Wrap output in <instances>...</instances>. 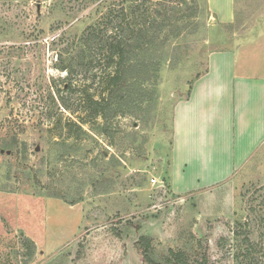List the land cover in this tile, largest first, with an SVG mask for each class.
<instances>
[{
	"label": "rangeland",
	"instance_id": "374dc122",
	"mask_svg": "<svg viewBox=\"0 0 264 264\" xmlns=\"http://www.w3.org/2000/svg\"><path fill=\"white\" fill-rule=\"evenodd\" d=\"M141 2L171 23L131 73L148 78L130 93L137 103L127 102L102 133L104 119L86 115L81 93L104 90L112 68L100 57L83 60L81 37L96 25L87 40L99 54L100 23L111 28L123 6ZM228 4L0 0V264H148L142 237L157 258L184 249L206 254L205 264H237L246 235L264 264V144L229 182L194 192L172 184L176 104L211 52L264 29V0H235L232 24L212 10L223 15ZM79 117L80 136L66 123ZM23 235L36 244L31 258Z\"/></svg>",
	"mask_w": 264,
	"mask_h": 264
},
{
	"label": "crops",
	"instance_id": "0c3cea01",
	"mask_svg": "<svg viewBox=\"0 0 264 264\" xmlns=\"http://www.w3.org/2000/svg\"><path fill=\"white\" fill-rule=\"evenodd\" d=\"M228 3L223 15L211 8L232 24L235 0ZM207 64L174 109L171 169L179 192L229 182L264 144V29L211 52Z\"/></svg>",
	"mask_w": 264,
	"mask_h": 264
},
{
	"label": "trees",
	"instance_id": "16d2710c",
	"mask_svg": "<svg viewBox=\"0 0 264 264\" xmlns=\"http://www.w3.org/2000/svg\"><path fill=\"white\" fill-rule=\"evenodd\" d=\"M128 1L131 2V0ZM128 1L126 0V2ZM142 2L139 5L130 3L127 7L123 6L121 9L123 14L120 20L116 21L115 24L113 23L111 28H102L100 23L99 54L96 50H91L87 40L91 36V32L95 33L93 30L96 31V25L84 31L81 37L80 47L83 49V60L92 62L96 57H100L101 63L104 62L108 67L112 68L111 72L107 74L104 90L97 95L89 90L84 94L81 93V98L84 99L86 106V115L92 118L100 117L104 119V124H100L102 133L106 131L103 128L107 125L108 119L114 117L118 112H125L123 106L127 102L137 103L138 100L131 99L130 93L136 87L139 89L143 88L148 78L145 77V72L142 69L138 70L139 73L136 76H132L131 73L142 65L141 59L146 53L145 51L149 44L156 42L160 38L164 27L171 23L168 20V18L171 19L168 13L163 17L164 12H160V10L157 11L156 15H153L149 9L142 10L141 6L144 5ZM112 12L113 9L111 8L106 13V16L111 15ZM60 57L62 58V55ZM60 68L68 73L66 78H70L74 72L71 65L63 64ZM62 106L67 110L68 105L66 103L62 104ZM79 118L80 124L74 121L66 122L77 126L78 136L85 131L83 125L86 124L84 119ZM237 224L238 227H241V223ZM237 236L239 238L238 233ZM23 237L24 248L29 251L28 255L31 258L35 254L36 244L28 237L24 235ZM242 243L245 247L240 246L235 253L237 264H258V257L254 251L257 244L248 235L242 239ZM140 244L143 260L148 264H205L208 260L206 254L201 259L192 258L184 249H169L164 256L157 258L149 238L142 237Z\"/></svg>",
	"mask_w": 264,
	"mask_h": 264
},
{
	"label": "built area",
	"instance_id": "2783aa9c",
	"mask_svg": "<svg viewBox=\"0 0 264 264\" xmlns=\"http://www.w3.org/2000/svg\"><path fill=\"white\" fill-rule=\"evenodd\" d=\"M155 181V180H154Z\"/></svg>",
	"mask_w": 264,
	"mask_h": 264
}]
</instances>
